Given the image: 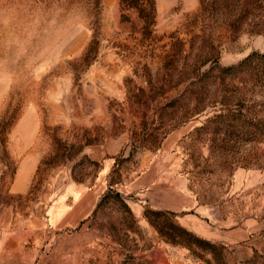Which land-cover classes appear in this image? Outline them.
<instances>
[{"label":"rangeland","instance_id":"rangeland-1","mask_svg":"<svg viewBox=\"0 0 264 264\" xmlns=\"http://www.w3.org/2000/svg\"><path fill=\"white\" fill-rule=\"evenodd\" d=\"M156 9L143 33L120 0H0V264H264V62L239 67L264 54V0ZM161 181L197 200L191 225L252 241L165 242ZM110 188L132 215L96 212Z\"/></svg>","mask_w":264,"mask_h":264},{"label":"trees","instance_id":"trees-1","mask_svg":"<svg viewBox=\"0 0 264 264\" xmlns=\"http://www.w3.org/2000/svg\"><path fill=\"white\" fill-rule=\"evenodd\" d=\"M120 7L123 18L127 19V12L137 16V21L141 25L143 33H152V28L156 23V0H120ZM130 17H128V20ZM258 58L264 62V54H254L248 57L240 64V68L249 63L252 59ZM238 68L231 67L221 70L224 75L233 74ZM121 204L132 215L128 204L120 193L110 188L98 204L96 212H99L103 206L109 201ZM176 214L170 211L156 210L148 208L145 211V218L156 229L161 239L174 246L186 248L193 253L200 251L202 254L211 253L217 255L218 246L205 238H201L193 232L189 231L175 221Z\"/></svg>","mask_w":264,"mask_h":264},{"label":"crops","instance_id":"crops-1","mask_svg":"<svg viewBox=\"0 0 264 264\" xmlns=\"http://www.w3.org/2000/svg\"><path fill=\"white\" fill-rule=\"evenodd\" d=\"M150 202L153 209L183 213L184 217L180 219V222L184 227L214 243L232 244L237 242L249 243L252 241L254 228L250 227L245 220H242V224H238L234 228L224 224L207 226L211 230V233H213L212 236L202 232L198 226L191 225L189 221H186L187 217L185 215L189 213L192 217L202 216V213L199 212L197 200L184 192H176L171 185L164 183V181L154 185L151 190Z\"/></svg>","mask_w":264,"mask_h":264}]
</instances>
